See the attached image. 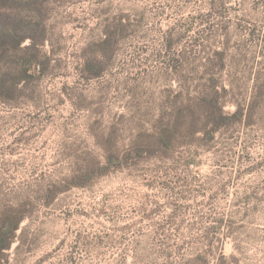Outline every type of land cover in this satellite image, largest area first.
Listing matches in <instances>:
<instances>
[{
    "label": "rangeland",
    "instance_id": "374dc122",
    "mask_svg": "<svg viewBox=\"0 0 264 264\" xmlns=\"http://www.w3.org/2000/svg\"><path fill=\"white\" fill-rule=\"evenodd\" d=\"M16 11L45 38L0 98L1 264H264V0Z\"/></svg>",
    "mask_w": 264,
    "mask_h": 264
},
{
    "label": "trees",
    "instance_id": "16d2710c",
    "mask_svg": "<svg viewBox=\"0 0 264 264\" xmlns=\"http://www.w3.org/2000/svg\"><path fill=\"white\" fill-rule=\"evenodd\" d=\"M17 1L0 0V98L17 95L20 93L21 82L32 78L31 71L40 58L35 52L39 53L38 48L45 38L43 28L36 29L32 20L17 13ZM26 41H29L30 45L23 47ZM109 45L110 39L101 44L103 48ZM5 63L10 65L9 71L3 69ZM216 115L225 119L221 107L216 106ZM108 162L110 166L112 160L109 158ZM106 168H101L102 173ZM21 220L22 218L18 221L3 222L0 226V264L1 255L9 248Z\"/></svg>",
    "mask_w": 264,
    "mask_h": 264
}]
</instances>
